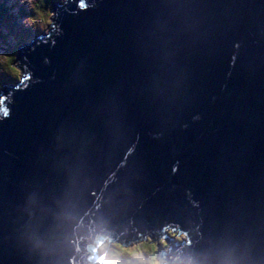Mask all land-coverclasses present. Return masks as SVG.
<instances>
[{"label":"water","instance_id":"1","mask_svg":"<svg viewBox=\"0 0 264 264\" xmlns=\"http://www.w3.org/2000/svg\"><path fill=\"white\" fill-rule=\"evenodd\" d=\"M81 2L1 89L0 264H264V0Z\"/></svg>","mask_w":264,"mask_h":264},{"label":"rangeland","instance_id":"2","mask_svg":"<svg viewBox=\"0 0 264 264\" xmlns=\"http://www.w3.org/2000/svg\"><path fill=\"white\" fill-rule=\"evenodd\" d=\"M59 1L61 0H32V2H29V0H0L1 7L3 8L5 6V9H7V11H5L0 18V57L13 58L11 60V66L7 61L0 60V89L3 86L16 85L21 80V78H19L13 72L12 67L14 66L20 69L18 62H16L17 51L20 46H23L26 44V42H30L34 39V37H30L29 39H26L25 37L28 36V34L39 35L47 33L50 28L49 25H46L44 21L40 18L39 12L37 11V6L39 7L40 11L47 13L48 11H51L52 3H58ZM24 12H27V14H25ZM12 29H15L17 31V33H15L16 35L12 33ZM168 235L174 236L178 240L182 239L183 236H179L176 232L171 230L168 231ZM149 242L156 244L157 247H163L164 249H167V241H165L162 237H160L158 240H156V238H154L153 240L151 237L145 240L140 239L137 242L130 244V246L128 247H134L136 245H145ZM106 245L107 248L102 247V249H104L103 251L108 249L107 262L108 264H112L111 246H113L114 244ZM116 245L117 244L114 245V252L118 251ZM149 251L153 250L149 249ZM154 254L158 258V253H156V250ZM144 256H146V260L151 259L150 256L148 257L145 254ZM134 262V264H140L138 260Z\"/></svg>","mask_w":264,"mask_h":264},{"label":"clouds","instance_id":"3","mask_svg":"<svg viewBox=\"0 0 264 264\" xmlns=\"http://www.w3.org/2000/svg\"><path fill=\"white\" fill-rule=\"evenodd\" d=\"M29 2H32V0H29ZM87 5L83 3V0L80 4L81 8L86 7ZM37 11L39 12V16L40 18L44 21V23L46 25H51L53 24V20L51 19V17L55 16V13L48 11L47 13L40 11L39 7L37 6ZM13 58L11 57H0V60H5L9 63V65L11 66V60ZM13 72L23 80V76L21 75L20 69L18 67H12ZM28 79H31V77H27ZM5 116L8 115V112L6 111L4 113ZM186 238L185 237H182ZM114 244V243H112ZM111 244V245H112ZM102 247L107 248V245L104 244L102 245ZM116 248L118 249V251L113 252L112 255L114 256H126L127 259V264H134L133 258H135V260H138L140 262V264H169L168 260H165L163 257L161 258H157V256L154 254V250H156L157 245L154 243L149 242L148 244L145 245H136L134 247H125L123 245H116ZM143 248V252H148L149 256L151 257L150 260H146V257L144 256L142 251H139V249ZM149 249L153 250V251H149ZM184 264H196V262L192 259H189L187 261H184Z\"/></svg>","mask_w":264,"mask_h":264},{"label":"trees","instance_id":"4","mask_svg":"<svg viewBox=\"0 0 264 264\" xmlns=\"http://www.w3.org/2000/svg\"><path fill=\"white\" fill-rule=\"evenodd\" d=\"M5 11H7V9H5V6L2 8L1 7V5H0V18H1V15L5 12ZM31 37V35L30 34H28V36H26L25 38L26 39H29ZM25 41V40H24ZM24 41H22V42H24ZM0 101H1V93H0ZM177 233V232H176ZM145 240V239H144ZM116 243H114V245H115ZM111 246V255H112V253L114 252V249H115V246ZM118 245V244H117ZM158 248L159 247H157L156 248V253H157V251H158ZM139 251H142L143 252V248H141V249H139ZM154 252H155V250H154ZM144 254L145 255H147L148 257H149V255H148V253L147 252H144ZM146 257V256H145ZM127 257L126 256H114V255H112L111 256V260H112V264H127ZM133 261H137V260H135V259H133Z\"/></svg>","mask_w":264,"mask_h":264},{"label":"bare ground","instance_id":"5","mask_svg":"<svg viewBox=\"0 0 264 264\" xmlns=\"http://www.w3.org/2000/svg\"><path fill=\"white\" fill-rule=\"evenodd\" d=\"M20 81H21V80H20ZM20 81H19L18 83H20ZM18 83H17V84H18ZM17 84H16V85H17ZM1 89H2V88H1ZM1 89H0V90H1ZM0 93H1V91H0ZM149 237H150V236H146V237H144V238L147 239V238H149ZM144 238L141 237V238H139L138 240H140V239H144ZM158 239H159V238H158ZM138 240L131 241L129 244H133V243L137 242Z\"/></svg>","mask_w":264,"mask_h":264}]
</instances>
